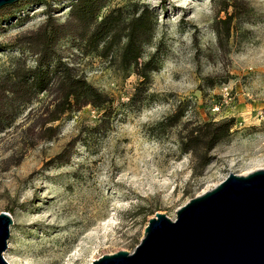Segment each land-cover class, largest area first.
Masks as SVG:
<instances>
[{"label": "rangeland", "instance_id": "1", "mask_svg": "<svg viewBox=\"0 0 264 264\" xmlns=\"http://www.w3.org/2000/svg\"><path fill=\"white\" fill-rule=\"evenodd\" d=\"M220 1L107 0L100 15L122 6L127 16L130 3L152 13V36L139 57L155 65L145 83L132 67L83 53L69 35L57 40L55 59L110 101L64 113L53 123L56 135L37 140L23 131L50 99L44 91L0 131V211L12 220L1 253L8 264H91L102 254L131 252L154 213L173 219L229 172L264 170V0H234L242 8L227 38L213 28L225 16L216 13ZM70 3L0 7V73L13 56L32 66L33 55L14 38L46 17L63 22ZM177 110L178 122L168 126ZM206 121H227L229 129L202 164L180 138Z\"/></svg>", "mask_w": 264, "mask_h": 264}, {"label": "trees", "instance_id": "2", "mask_svg": "<svg viewBox=\"0 0 264 264\" xmlns=\"http://www.w3.org/2000/svg\"><path fill=\"white\" fill-rule=\"evenodd\" d=\"M106 3L107 0H71L63 22L46 17L33 31L20 33L14 38L15 44H21L33 55L34 64L26 66L22 57L13 56L12 64L0 73V131L10 124L22 106L31 104L44 91L50 99L40 105L35 119L23 131L31 133L37 140L54 137L58 126L53 123L64 113L85 105L100 108L110 101L107 94L89 84L73 67L55 59L54 45L60 37H73L81 43L83 53L107 58L115 68L124 70L132 67L140 82H146L148 72L155 65L152 58L139 62V57L142 45L148 43L152 36V13L144 5L130 3L131 10L127 16H124L122 6L112 7L100 15ZM219 3L223 5L216 13L223 12L225 16L217 18L213 28L218 37L227 38L231 20L240 14L241 9L238 8L242 7H238L234 0H221ZM228 7L232 8L231 12H227ZM180 116L181 112L175 111L167 118L166 124L174 125ZM228 125L227 121L195 124L180 138V146L205 164L207 152L228 133ZM198 148L202 149L201 155L197 153Z\"/></svg>", "mask_w": 264, "mask_h": 264}, {"label": "water", "instance_id": "3", "mask_svg": "<svg viewBox=\"0 0 264 264\" xmlns=\"http://www.w3.org/2000/svg\"><path fill=\"white\" fill-rule=\"evenodd\" d=\"M18 0H0V7ZM10 215L0 211L1 253ZM91 264H264V170L229 172L175 210L154 213L131 252L102 254Z\"/></svg>", "mask_w": 264, "mask_h": 264}, {"label": "built area", "instance_id": "4", "mask_svg": "<svg viewBox=\"0 0 264 264\" xmlns=\"http://www.w3.org/2000/svg\"><path fill=\"white\" fill-rule=\"evenodd\" d=\"M222 179H223V178H222ZM222 179H221V180H222ZM221 180H220V181H221Z\"/></svg>", "mask_w": 264, "mask_h": 264}]
</instances>
